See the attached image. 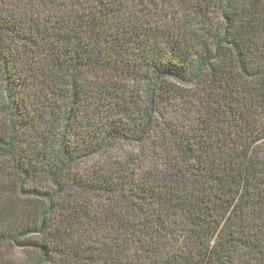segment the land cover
Instances as JSON below:
<instances>
[{
    "label": "trees",
    "instance_id": "16d2710c",
    "mask_svg": "<svg viewBox=\"0 0 264 264\" xmlns=\"http://www.w3.org/2000/svg\"><path fill=\"white\" fill-rule=\"evenodd\" d=\"M0 264H264V0H0Z\"/></svg>",
    "mask_w": 264,
    "mask_h": 264
}]
</instances>
